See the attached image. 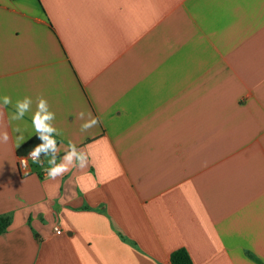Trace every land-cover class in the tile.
<instances>
[{"label":"crops","instance_id":"crops-1","mask_svg":"<svg viewBox=\"0 0 264 264\" xmlns=\"http://www.w3.org/2000/svg\"><path fill=\"white\" fill-rule=\"evenodd\" d=\"M5 95L0 264H264V0H0ZM38 97L86 168L21 173Z\"/></svg>","mask_w":264,"mask_h":264},{"label":"clouds","instance_id":"clouds-1","mask_svg":"<svg viewBox=\"0 0 264 264\" xmlns=\"http://www.w3.org/2000/svg\"><path fill=\"white\" fill-rule=\"evenodd\" d=\"M11 97L5 95L0 103V117L4 115V107L11 104ZM32 100L29 97H25L23 100H18L15 104L16 112L9 116V122L22 120L27 112L30 111ZM85 113H79V118L83 120ZM89 119H87L81 125V131L87 132L89 129L98 126L101 120L97 117H93L91 112L87 113ZM55 119V113L49 110V104L43 97L37 98L36 111L32 116V126L35 129L39 139L42 141L39 145L29 153V158L34 163H38L43 166V161L40 159L41 155L50 156L48 164L50 167L47 169V177L55 180L57 177L62 176L68 172L71 168L76 167L84 169L88 166L89 158L88 153L84 149H78L77 146L69 141L65 155L60 163H57V154L60 149L57 146V141L54 138L55 135H61L62 133L53 126L52 122ZM15 132H21L20 127L14 129ZM10 137L5 131L0 136V141L7 143ZM16 147H19L22 142L25 141L24 136L21 134L16 138ZM22 166L27 165L26 159L22 158L20 161ZM40 207H43L42 205Z\"/></svg>","mask_w":264,"mask_h":264},{"label":"trees","instance_id":"trees-1","mask_svg":"<svg viewBox=\"0 0 264 264\" xmlns=\"http://www.w3.org/2000/svg\"><path fill=\"white\" fill-rule=\"evenodd\" d=\"M42 143L38 135H36L32 140H30L23 147V154L31 152L35 146ZM41 156H44L43 154ZM11 225V218L9 216H0V234L4 233ZM171 261L173 264H193L189 253L185 249L178 250L171 255Z\"/></svg>","mask_w":264,"mask_h":264},{"label":"built area","instance_id":"built-area-1","mask_svg":"<svg viewBox=\"0 0 264 264\" xmlns=\"http://www.w3.org/2000/svg\"><path fill=\"white\" fill-rule=\"evenodd\" d=\"M29 153H30V152H28V153L25 154V155H21V156H19V159H18V165H19V169H20V171H21L22 174H27V173L31 170L32 165H33V163H34V162L32 161V159L29 158ZM22 158L26 159V161H27V165H26V166H22V165H21L20 161H21ZM41 158H42V156L40 157V159H41ZM54 231H55V233H56L57 235H61V234H63L61 228H60L58 225L55 226Z\"/></svg>","mask_w":264,"mask_h":264}]
</instances>
